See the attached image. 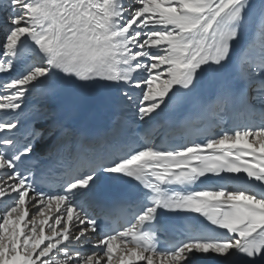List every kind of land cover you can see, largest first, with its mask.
I'll list each match as a JSON object with an SVG mask.
<instances>
[{
    "label": "snow or ice",
    "instance_id": "1",
    "mask_svg": "<svg viewBox=\"0 0 264 264\" xmlns=\"http://www.w3.org/2000/svg\"><path fill=\"white\" fill-rule=\"evenodd\" d=\"M0 264H264V0H0Z\"/></svg>",
    "mask_w": 264,
    "mask_h": 264
}]
</instances>
